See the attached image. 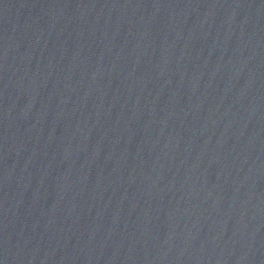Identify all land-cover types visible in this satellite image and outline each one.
Returning <instances> with one entry per match:
<instances>
[{
    "label": "water",
    "instance_id": "obj_1",
    "mask_svg": "<svg viewBox=\"0 0 264 264\" xmlns=\"http://www.w3.org/2000/svg\"><path fill=\"white\" fill-rule=\"evenodd\" d=\"M0 264H264V0H0Z\"/></svg>",
    "mask_w": 264,
    "mask_h": 264
}]
</instances>
